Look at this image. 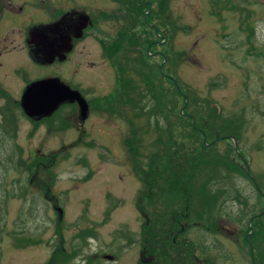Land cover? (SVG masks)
I'll return each mask as SVG.
<instances>
[{
  "label": "rangeland",
  "instance_id": "374dc122",
  "mask_svg": "<svg viewBox=\"0 0 264 264\" xmlns=\"http://www.w3.org/2000/svg\"><path fill=\"white\" fill-rule=\"evenodd\" d=\"M106 1L112 8L119 7L114 0ZM30 10L35 9L32 6ZM149 12L150 24L138 26L139 34L142 32L146 38L148 35L152 41L149 52L154 55L148 53L149 68L164 74L171 66L167 58L180 56L173 70L180 85L191 93L189 110H197L203 119L206 116L210 125L233 126L221 130L232 140L220 141L213 155L229 154L245 170L251 164L252 174L264 191V0H150ZM12 28L8 26V30ZM23 53L20 51L21 62L0 66V83L8 85L14 97L0 98V264L149 263L150 258L142 261L140 235L145 218L137 208L144 185L132 170L134 162L123 142L131 133L128 121L109 114L111 110L102 99L98 106L91 104L83 120L76 108L59 127H50L42 120L36 126L17 104L3 108L16 98L22 103L32 83L27 85L23 80L27 75L34 78L60 73L70 84L83 87L93 100L112 94L117 84L116 70L99 46H88L87 51L73 55L84 60L80 70H96L98 83L87 73L66 70L71 67L29 66L31 61ZM89 58L96 60L94 67L86 62ZM6 59L7 56L3 61ZM19 63L18 78L14 73ZM172 97L171 104L177 106L178 112L182 100L177 94ZM111 102L123 108L125 116L134 114V127L143 138L141 152L149 150L157 138L154 126L168 125L166 118L154 113L152 104L142 111L129 109V101ZM70 110L65 109L64 115ZM167 117L177 118L174 110ZM208 135L211 139L210 132ZM236 150L243 152L245 162ZM30 161L39 165L35 177L28 170ZM246 177L245 173H236L221 185L227 190L239 189L241 200L229 196L211 210L200 206L201 212L206 210L216 219L213 231L193 225L195 219L188 224V236L207 248L204 252L197 250L205 261L198 264H252L249 250H253L255 240L249 238L254 231L257 233L259 224H249L252 227L246 234L251 213L245 212L253 209V203L257 212L264 207L260 196L264 192H259L253 179ZM242 204L244 219L240 221ZM259 215L264 221V208ZM65 256L69 259L65 260Z\"/></svg>",
  "mask_w": 264,
  "mask_h": 264
},
{
  "label": "trees",
  "instance_id": "16d2710c",
  "mask_svg": "<svg viewBox=\"0 0 264 264\" xmlns=\"http://www.w3.org/2000/svg\"><path fill=\"white\" fill-rule=\"evenodd\" d=\"M141 1L144 2V7L138 4L137 0L132 1L131 31L127 34L119 33L114 39V43L104 47V55L115 67L118 77L117 84L113 88L114 91L109 96L105 95L93 99L94 102L91 98L90 103L92 106L93 104L98 106L102 99L106 108L111 110L109 114L124 117L131 126V133L124 138L123 142L131 162H134L132 170L144 185V189L139 191L137 201V208L140 209L145 218V224L141 228L142 233L140 235L142 261L149 257L151 261L146 264H193V253L195 252V264L205 263L202 260L203 257L197 254V250L200 249L204 252L207 248L204 249L188 236V224L190 225L191 221L195 219L193 225L203 226L207 230L213 231V228H216V219L207 214L206 210L201 212L200 206L203 205L211 210L219 200L225 203L226 197L229 196L230 198L236 196L241 200L242 193L239 189L227 190L221 185L227 180L229 181V178L236 173H245L249 180L252 178L247 174L243 164L241 167V164L235 163L231 155L221 156L219 153L213 155V150L221 145L220 141L230 142L232 136L221 132L224 127L228 126L227 124L216 126L212 123L210 125L205 121L206 116L203 119L197 110L195 113L189 110L192 105V101H189L192 100L191 93L188 94V90L180 85L173 70L177 58L180 56L175 54L174 58L171 56V59L167 58L166 63H170L169 66H171L169 72L164 70V74L160 69L158 71L155 67L149 68L148 63L151 55L148 53L152 52L151 50L149 52V47L152 48V41L148 39V35L146 38L141 34L142 32L139 34L138 26L145 27L149 22L150 12L148 14L145 12L150 9V0ZM106 39L111 41L109 37ZM127 41H130V44L127 45ZM168 44L167 46H170ZM162 56V59H165V55L162 54ZM152 60L154 59L152 58ZM166 63L164 67H166ZM161 65L162 63H160V67ZM133 91H136V98L132 96ZM174 94H177L178 98L182 100L178 112L175 109L177 106L171 104ZM114 99H118L119 103L129 101L130 106H132L129 107L131 110L140 109L144 111L148 104H152V107L155 108L153 109L154 113L161 114L166 118L167 126H154L158 136L150 144L149 150L144 152L139 150L143 145V138L138 129L134 127L136 122L134 114L125 116L123 113L126 111L111 102ZM193 102L195 103V99ZM68 105L71 110L67 117H64L65 115L64 113L61 114V111H57L52 117L44 118L42 121L50 127L64 126L68 116L76 112L75 105ZM172 110L177 116L175 120L167 117L170 116ZM149 114L152 116L151 111ZM193 116L197 118L196 121ZM34 123L36 126L39 125L37 122ZM228 127L232 128L233 126ZM208 132L211 133V139ZM234 135L238 140L240 139L237 133ZM239 152L240 154H236L241 156L245 162L246 157L243 156L242 151ZM35 164L36 161L27 162L28 170L34 174V177L39 167ZM249 165L251 167V164ZM250 173L254 172L250 169ZM44 189L47 190L45 193L48 194V189L46 187ZM260 196L262 195L260 194ZM195 198L198 199V203H196ZM161 200L166 207L163 206ZM262 201L264 202V199ZM242 205L239 209V214L242 215L239 216L240 221L244 219V204ZM251 207L252 210L245 212V215L250 212L251 216L246 222L244 232L247 234L251 230L250 222L253 225L259 224L257 233L254 231V235L249 238L255 240L253 250L252 247L249 250L253 264L257 239L262 241L261 246L264 243V221H260L262 217L259 215L264 207L259 212L255 210L254 203ZM262 249L264 251V246ZM59 252L60 250H57L58 254H60ZM64 258L67 260L69 256Z\"/></svg>",
  "mask_w": 264,
  "mask_h": 264
},
{
  "label": "flooded vegetation",
  "instance_id": "af4514ba",
  "mask_svg": "<svg viewBox=\"0 0 264 264\" xmlns=\"http://www.w3.org/2000/svg\"><path fill=\"white\" fill-rule=\"evenodd\" d=\"M114 1L119 7L112 8V5L106 0H0V66L6 67L10 61L15 60L21 62L19 60V57H21L20 51H24L25 57L31 61L29 66H45L54 69L71 67V69L66 70L72 74L74 72L78 74L81 72L87 73L92 80L97 82L98 78L95 77V74H97L96 70L89 67H86L84 71L80 70L84 60L73 55L87 51L88 46L90 48L92 46L98 48L99 46L102 55L105 56L104 47L106 45L109 46L110 43H114V39L119 33L127 34L131 31L132 0ZM143 3L142 1L138 2L140 5ZM32 6L35 10H30ZM118 11H124V14H118ZM148 11L145 13L147 14ZM81 24L83 25L81 26ZM8 26H12L13 30H8ZM55 26H58V29L61 27L63 31H66L65 36H60L58 32L50 33V29ZM157 29L159 28L157 27ZM108 37L111 41H107L106 38ZM101 41L103 42L100 44ZM50 49H52L51 52L49 51ZM151 54L154 55L152 52ZM6 56L7 59L4 62L3 58ZM38 58L46 60V62L39 61ZM50 59L53 60L50 61ZM89 59H86V62L94 67L96 60L93 58ZM19 64L14 73L18 78L21 77L19 75L21 63ZM113 68L115 69V67ZM63 70L59 69L57 71ZM47 77H59L70 84L60 73H51L34 78L27 75L23 80L28 85L35 80ZM79 83L77 82V84ZM70 85L71 88L78 89L82 93L87 99L89 107H91V98L89 99L85 90H82L83 87L79 89L76 84ZM4 97L6 99L14 98L9 86L1 82L0 98L4 99ZM17 99L12 102L7 101L3 105L4 110L15 106V104L21 108V102ZM68 104L75 105L79 109L76 102H63L46 118L52 117L57 111H61L60 113L62 114L64 109L70 108ZM64 117L67 116L65 115ZM43 119H36L37 121L31 119V121L41 124L40 121ZM256 242L255 261L253 264H264V251L261 248L262 241L257 239ZM193 254V264H195V252ZM139 257L140 254L138 255Z\"/></svg>",
  "mask_w": 264,
  "mask_h": 264
},
{
  "label": "water",
  "instance_id": "95a60500",
  "mask_svg": "<svg viewBox=\"0 0 264 264\" xmlns=\"http://www.w3.org/2000/svg\"><path fill=\"white\" fill-rule=\"evenodd\" d=\"M53 80H54V78L48 77V78H45V79H41V80L35 81L31 85L28 86V88L26 89V91H25V93H24V95L22 97V106L25 109V111L28 114V116H30V117H40L41 118L42 116L43 117L47 116V114H50L52 111H54L58 107V106H56L57 105V99H55V98L59 94L58 92L60 91V87H59L58 83H56L57 81H53ZM42 89H43V91H45V98H43V101L46 103L45 106H47V112L35 111L31 107L32 106L31 105V101H32L31 98H33V97L36 98V94L41 92ZM65 89H66L67 92L70 93V94H67L68 98L74 99V98H77L76 96L80 97V99L77 100V101L79 102V105H80L81 116L83 118L86 117V115L88 114V109H89L88 108L89 105H87L88 103H87L86 99L77 90H74V93L76 94L75 95L74 93H71V91H69L67 88H65ZM65 98L66 97L64 96V97L60 98L58 101H62V99H65ZM82 105L83 106L87 105V108L86 107L82 108L81 107ZM37 114H39V115H37ZM246 172H247L248 175H250V177L256 183V180H255L254 176L250 173V165L249 164L247 165ZM256 186H257L258 190H260L257 183H256ZM250 224H251V222H250Z\"/></svg>",
  "mask_w": 264,
  "mask_h": 264
},
{
  "label": "bare ground",
  "instance_id": "6f19581e",
  "mask_svg": "<svg viewBox=\"0 0 264 264\" xmlns=\"http://www.w3.org/2000/svg\"><path fill=\"white\" fill-rule=\"evenodd\" d=\"M152 11V10H151ZM153 12V11H152ZM153 13H155V12H153ZM166 14V13H165ZM157 17V16H156ZM167 19V18H166ZM171 19H173V17L171 18ZM83 24H81V26H82ZM50 33H54V32H58V34L60 35V36H65V33H66V31H63L62 29H61V27L58 29V26H55L54 28H52V29H50V31H49ZM50 52L52 51V49H50L49 50ZM38 60L39 61H43V62H46V60H40L39 58H38ZM48 62V61H47ZM52 78H54V80L53 81H57L56 83H58V85H59V87H60V91L58 92L59 94L57 95V97L55 98V99H57V105L56 106H59L61 103H63V102H76L77 104H78V107H79V117H81L82 118V116H81V111H80V105H79V102L77 101V100H79L80 99V97L79 96H76L77 98H74V99H71V98H68L67 97V94H70L69 92H67L66 91V89L65 88H67L69 91H71V93H74V90H72L71 89V85L68 83V82H66V81H63V80H61V79H59L58 77H52ZM55 86V85H54ZM64 87V88H63ZM32 88V87H31ZM33 89V88H32ZM48 89V88H47ZM32 91V90H31ZM30 94V93H29ZM32 94V93H31ZM75 94V93H74ZM76 95V94H75ZM31 96V95H30ZM66 97L65 99H62V101H58L60 98H62V97ZM69 96V95H68ZM31 98V97H30ZM43 98H45V91H43V89H42V91L41 92H39V93H37L36 94V98H31L32 99V101H31V107L35 110V111H42V112H47V106H45V102L43 101ZM88 105V104H87ZM87 105L86 106H81L82 108L83 107H86L87 108ZM21 106H22V103H21ZM23 107V106H22ZM88 108H89V106H88ZM25 110V109H24ZM33 112V111H32ZM37 115H39V114H37ZM32 118H40V117H32ZM81 120H83V118L81 119ZM208 140V139H207ZM210 143V142H209ZM211 145V144H210ZM209 145V146H210ZM214 145V144H213ZM206 146V145H205ZM212 146V145H211ZM236 152L238 153V154H240V152L238 151V150H236ZM241 157V156H240Z\"/></svg>",
  "mask_w": 264,
  "mask_h": 264
}]
</instances>
